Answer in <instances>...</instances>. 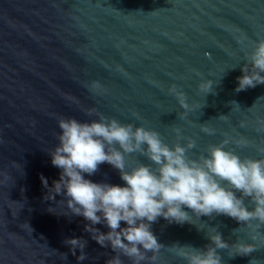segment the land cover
Here are the masks:
<instances>
[{"label": "water", "instance_id": "95a60500", "mask_svg": "<svg viewBox=\"0 0 264 264\" xmlns=\"http://www.w3.org/2000/svg\"><path fill=\"white\" fill-rule=\"evenodd\" d=\"M261 39L264 0H0V264H105L115 255L84 231L83 217L62 214L67 209L56 201L64 197L44 199L41 175L52 187L61 171L47 152L58 143L60 117L98 119L85 112L94 108L159 132L170 147L177 142L173 129L180 128L196 141L188 152L192 159L207 155V147L227 134L248 144L230 142L226 150L241 159L264 158L257 151L264 147V85L234 91L245 53ZM207 80L214 94L205 96L198 85ZM93 81L102 89L93 91ZM172 85L190 105L183 118L185 110L168 92ZM205 123L214 135L201 131ZM126 160L130 166L151 163L138 153ZM85 178L125 183L107 163ZM245 204L251 211L247 199ZM192 223L169 224L161 217L152 225L164 246L155 264H185L169 247L204 249L214 228L229 244L253 243L257 249L248 256L218 249L222 264H264V226L253 231L215 214L193 217ZM67 238L87 241V260L77 261Z\"/></svg>", "mask_w": 264, "mask_h": 264}, {"label": "clouds", "instance_id": "9594fccd", "mask_svg": "<svg viewBox=\"0 0 264 264\" xmlns=\"http://www.w3.org/2000/svg\"><path fill=\"white\" fill-rule=\"evenodd\" d=\"M240 70L242 75L237 77L236 93L264 85V39L254 42L253 49L245 53ZM90 88L98 91L102 85L93 81ZM198 88L205 96L214 94L211 80L201 82ZM168 92L185 110L181 114L183 118L190 110L185 93L176 85L170 86ZM85 112L98 119H58V143L47 152L52 165L61 170L59 179L53 181L52 187L43 175L40 179L47 189L45 200L55 201L57 195L64 197L56 201L62 202L67 209L62 214L83 217L88 222L84 231L90 233L91 239L115 253L105 264H125V258L130 264H155L164 246L151 229L161 217L169 224L183 225L193 224V217L212 218L215 214L233 218L253 231L264 226V158L241 159L225 147L230 142L245 146L248 141L244 138L235 139L225 134L226 138L219 144L207 147V155L200 154L192 159L188 152L196 146V141L183 137L180 128L173 129L177 142L170 147L153 129L121 123L94 108ZM201 131L208 135L216 132L206 123L201 124ZM182 139L187 141L183 146L179 143ZM257 151L264 153V147ZM137 153L151 163L137 162L130 166L126 157ZM104 163L119 171L120 179L125 182L123 186L85 178V174H96L99 165ZM245 199L252 205L251 211ZM184 208L190 209L192 215ZM121 222L126 226L122 227ZM98 224L108 231L102 232L95 227ZM214 229L206 235L210 243L204 249L188 244H174L169 249L185 264H222L218 249L233 248L232 256H248L257 250L253 243L229 244ZM251 239L255 241L256 236ZM64 243L77 261L88 259L84 251L86 240L67 238ZM62 256L67 258V254Z\"/></svg>", "mask_w": 264, "mask_h": 264}]
</instances>
